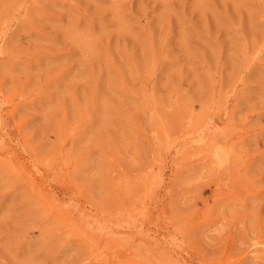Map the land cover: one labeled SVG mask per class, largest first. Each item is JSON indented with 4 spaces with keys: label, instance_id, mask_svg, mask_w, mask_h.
Wrapping results in <instances>:
<instances>
[{
    "label": "rangeland",
    "instance_id": "374dc122",
    "mask_svg": "<svg viewBox=\"0 0 264 264\" xmlns=\"http://www.w3.org/2000/svg\"><path fill=\"white\" fill-rule=\"evenodd\" d=\"M0 264H264V0H0Z\"/></svg>",
    "mask_w": 264,
    "mask_h": 264
}]
</instances>
